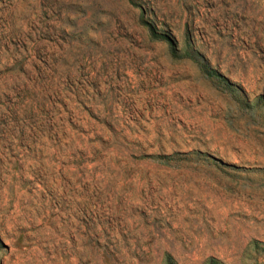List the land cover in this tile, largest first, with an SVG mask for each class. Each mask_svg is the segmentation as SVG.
I'll use <instances>...</instances> for the list:
<instances>
[{
  "label": "rangeland",
  "instance_id": "1",
  "mask_svg": "<svg viewBox=\"0 0 264 264\" xmlns=\"http://www.w3.org/2000/svg\"><path fill=\"white\" fill-rule=\"evenodd\" d=\"M0 264H264V0H0Z\"/></svg>",
  "mask_w": 264,
  "mask_h": 264
}]
</instances>
